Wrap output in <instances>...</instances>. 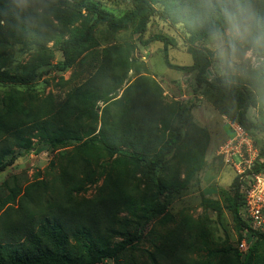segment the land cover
<instances>
[{
    "label": "rangeland",
    "instance_id": "374dc122",
    "mask_svg": "<svg viewBox=\"0 0 264 264\" xmlns=\"http://www.w3.org/2000/svg\"><path fill=\"white\" fill-rule=\"evenodd\" d=\"M29 2L41 35L33 36L26 44L6 46L0 51V67L20 73L41 60L56 64L64 59L62 42L71 40L74 44L67 69H53L27 85L0 81V161L20 155L26 143L32 144L0 174V257L6 261L14 250L9 243L20 241L32 252L37 246L33 237L38 233L43 245L58 248L44 233L53 229H42L54 223L52 217L59 211L53 207L57 205L72 211L64 213L70 227L62 229L68 238L62 245L65 250L73 251L79 245L74 212L90 201L99 202L98 210L92 212L88 222L92 233L83 240L94 245L95 255L105 248L112 250L128 235L136 234L141 208L153 202L155 192L143 166L129 157L87 149L75 141L51 146L33 130L34 122L42 120L69 91L97 70L103 48L122 44L131 45L132 50L128 79L142 74L153 77L167 105H187L193 100L188 120L207 129L210 140L205 164L197 174L192 175L183 163L189 143H184L158 170L167 189L166 213L147 225L141 239L116 257H104L97 264H237L238 234L226 208L236 172L217 154L232 135L230 123L241 110L246 94L209 86L195 93L194 72L169 67L164 42L152 38H168V60L177 65L193 63L192 48L205 51L211 59L212 82L245 85L257 99L247 115L264 125V20L253 22L251 17L247 23L239 22L222 5L191 16L179 0H150L156 12L140 38L134 24L124 30L110 29L103 22L95 28L90 26L96 8L120 17L135 9L134 0ZM90 3L93 5L89 7ZM118 93L120 96L122 90ZM98 104L103 107L102 102ZM21 125L22 132H7ZM160 127L164 137L169 138L170 130ZM263 136L264 132L258 130L257 137Z\"/></svg>",
    "mask_w": 264,
    "mask_h": 264
},
{
    "label": "trees",
    "instance_id": "16d2710c",
    "mask_svg": "<svg viewBox=\"0 0 264 264\" xmlns=\"http://www.w3.org/2000/svg\"><path fill=\"white\" fill-rule=\"evenodd\" d=\"M134 2L135 9L120 17L110 11L96 8L91 28L103 22L110 29L124 30L129 28L130 24H134V31L141 38L156 10L150 0H134ZM179 4L185 7L191 16L200 15L199 12L206 8H219L222 5L225 11L231 17L237 18L239 22L247 23L251 17L253 22L264 20V0H179ZM92 5L90 3L89 7ZM2 21L4 24L1 23ZM262 29L264 32V26ZM37 35L40 37L41 31L34 25L29 0H0V51L8 45L26 44L30 38ZM152 39L164 42L169 67L194 72L193 91L195 93L199 92L203 86H209L222 90L243 91L246 94V100L240 103L241 110L237 113L235 120L256 137L261 155L264 157V136L263 139L257 137L258 130L264 132V125L260 121L250 119L247 115L249 107L257 104L255 95L242 84L212 82L211 59L202 49H191L193 59L191 65H177L168 60V38L165 35H156ZM73 44L71 40L62 42L64 59L56 64L41 60L30 70L20 73L0 67V81L27 85L47 75L53 69L59 71L67 69L72 61L69 51ZM131 52V45H111L103 48L102 60L97 70L87 80L69 91L56 108L50 113H45L42 120L34 122L33 130L40 132L44 138L43 141L51 146L75 141L87 149L97 148L111 155L120 154L129 157L143 166L144 174L154 186L155 192L153 202L146 203L141 208L136 234L128 235L112 250L105 248L95 255L94 245L83 240L91 235L92 226L88 225V222L93 217L92 212L95 213L98 210L99 202L90 201L88 204L79 205L80 208L74 212L78 220L76 228L79 234V245L73 251L65 250L62 245L68 242V238L62 229L70 227L64 213L72 214V211L57 205L53 207L59 211L52 217L54 223L46 227L42 226V229H53L45 230L44 233L54 245H58V248L43 245L42 240L38 239V233L33 237L37 246L32 252L27 250L22 241L17 244L9 243L14 250L8 254L6 261L1 256L0 264H97L104 257L114 258L128 245L141 239L147 225L154 218L166 213L169 205L166 197L167 189L159 177L158 170L168 163L170 157L184 143H189V147L183 154V163L187 165L191 174L195 175L203 168L210 135L207 129L188 120L195 102L190 100L187 105L179 102L167 105L162 96V88L153 77L142 74L133 80L128 79L129 71L132 69ZM120 90L122 94L118 96ZM99 102H102L103 107L98 104ZM14 110L16 113L20 111V109ZM160 125L170 130L169 138H165L161 133ZM21 128L22 125L13 130L7 129V132L19 133L22 132ZM31 147L30 142L26 143L23 153L29 151ZM23 153L7 161H0V174ZM226 198V208L232 214L237 229L238 244L243 238H247L250 243L252 241L244 261L242 260L243 252L239 249L235 250L237 264H264L262 250L264 232H246L247 223L240 214V209L244 205V196L237 174L232 180L231 192ZM15 245L19 246L15 247Z\"/></svg>",
    "mask_w": 264,
    "mask_h": 264
},
{
    "label": "built area",
    "instance_id": "2783aa9c",
    "mask_svg": "<svg viewBox=\"0 0 264 264\" xmlns=\"http://www.w3.org/2000/svg\"><path fill=\"white\" fill-rule=\"evenodd\" d=\"M230 126L232 135L220 145L217 155L234 169L240 179L244 196L240 214L247 223L246 232H264V157L250 130L237 120ZM247 248L248 240L243 238L239 249L246 251Z\"/></svg>",
    "mask_w": 264,
    "mask_h": 264
},
{
    "label": "water",
    "instance_id": "95a60500",
    "mask_svg": "<svg viewBox=\"0 0 264 264\" xmlns=\"http://www.w3.org/2000/svg\"><path fill=\"white\" fill-rule=\"evenodd\" d=\"M246 256H247L246 253H243V254H242V260H243V261L246 259Z\"/></svg>",
    "mask_w": 264,
    "mask_h": 264
}]
</instances>
